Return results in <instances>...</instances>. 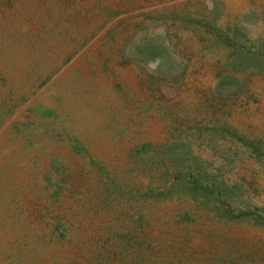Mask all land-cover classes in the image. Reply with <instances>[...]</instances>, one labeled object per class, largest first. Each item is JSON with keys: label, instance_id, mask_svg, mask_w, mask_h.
<instances>
[{"label": "rangeland", "instance_id": "1", "mask_svg": "<svg viewBox=\"0 0 264 264\" xmlns=\"http://www.w3.org/2000/svg\"><path fill=\"white\" fill-rule=\"evenodd\" d=\"M0 264H264V0H0Z\"/></svg>", "mask_w": 264, "mask_h": 264}]
</instances>
